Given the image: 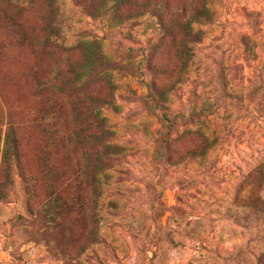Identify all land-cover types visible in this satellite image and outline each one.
I'll return each mask as SVG.
<instances>
[{
	"label": "rangeland",
	"instance_id": "rangeland-1",
	"mask_svg": "<svg viewBox=\"0 0 264 264\" xmlns=\"http://www.w3.org/2000/svg\"><path fill=\"white\" fill-rule=\"evenodd\" d=\"M165 1L176 41L166 39L152 61L159 75L168 73L160 79L142 56L127 65L123 52L160 45L163 31L154 16L122 23L126 6L116 11L114 0H0V185H7L0 199V264H264V176L255 174L264 163V0H209L212 21L193 25L202 40L167 101L174 114L203 109L207 115L193 125L180 122L170 135L178 142L159 164L161 124L143 101L152 80H177L179 26L202 2ZM49 13L57 31L45 51ZM94 39L122 64L113 72V105L103 112L121 150L102 166L97 199L88 176L84 196L76 193L75 164L53 159L54 149L41 171L42 93L28 75L45 51L42 76L60 79L69 62L81 60L80 42ZM110 95L108 84L89 82L62 97L73 105L75 127L86 133L94 125L90 100L107 102ZM8 124L17 133L19 159L3 169ZM198 130L214 145L204 158L191 159L192 141L182 134ZM79 148L94 158L90 144ZM77 196L86 203L82 217L51 215L52 202L75 204Z\"/></svg>",
	"mask_w": 264,
	"mask_h": 264
},
{
	"label": "trees",
	"instance_id": "trees-1",
	"mask_svg": "<svg viewBox=\"0 0 264 264\" xmlns=\"http://www.w3.org/2000/svg\"><path fill=\"white\" fill-rule=\"evenodd\" d=\"M201 1L200 7L192 10L190 20L183 22L179 26L182 37L176 42L175 46V56L179 61V70L175 73L177 80L165 84H162L159 80H152L149 84L150 92L146 100L143 101L147 113L151 116H156L161 124V143L159 142L156 156L159 164L168 159L165 151L171 150L173 143L178 140H172L170 135L173 133L178 134L180 122H185L183 126H187L188 124L193 125L195 118L199 121L201 116L207 115L203 109L198 114L192 112L189 116L180 113L174 114L171 107L167 105L170 92L173 91L175 84L180 82L187 63L192 58V46L202 40L201 31H195L193 25L211 23L212 21L213 15L208 8L209 0ZM114 3L113 9L116 11L120 6H126L127 16L122 18L125 20L122 23L131 19L136 20L146 14L156 17L159 21V25L163 31L160 45L157 42L156 45H149L148 47L139 49L126 48L123 51L124 60L127 61V65L132 66V61L137 56H142V62L147 64L144 67H147V70H156L157 68L152 65V61L162 47L161 44H165L166 39L172 42L176 41L174 27L168 21L171 16V11L167 8V2L165 0H114ZM47 16V19L44 17L45 23L43 29L47 35L42 48L45 51L51 49L52 45H54L51 38L55 37L57 31V28L56 31L54 28L56 21L54 14L49 13ZM242 41L246 45L248 44V38L243 37ZM79 46L81 60L78 62H69L63 75L58 76L61 77L60 79H54L52 75L42 76L41 70L45 51L36 54L35 58L37 63L34 68L29 69L28 75L33 84V88L38 89L42 93L41 106L37 115L44 141V148L39 159L41 171L45 170L51 161V156L47 151L54 149L53 159L62 156L75 164L76 193L84 196L83 178L88 176L93 184L92 195L97 199L101 192L99 178L104 171L102 166L111 159V156L117 155L121 150L111 142L112 133L109 130L103 112L107 106L110 107V105H113L112 98L115 90L113 72L122 70V64L120 65L108 57L103 50L102 43L98 40L81 41ZM139 51L141 54L137 53ZM39 54L41 59L38 56ZM141 66L142 64H139L138 70H140ZM154 75L157 78L163 79V77L168 76V73L163 71L159 75L158 70H156ZM88 81L108 84L111 88V100L107 102L100 100V98H92L90 100L91 117L94 125L89 126L87 132L84 133L75 127V122L72 121L73 105H66L62 95L80 91L89 83ZM59 115H62L63 118H60ZM50 120L54 124H50ZM182 135H185L183 138H190L192 141L193 145L188 151L191 159L204 158L214 145L213 141L200 130L196 132L187 131ZM86 143L90 144L96 150V154L92 155L94 157L93 159L89 155L79 151V146ZM56 150L58 153H56ZM18 159L19 141L17 133L15 128L8 124L2 143L1 166L3 169H9L10 165H17ZM86 162H88V165ZM175 164L177 165L178 162ZM255 174H258L259 177L264 176V163L257 168ZM5 180L9 183L8 178H5ZM5 188H7V185H0V199L4 198L3 190ZM54 200L58 199L55 197ZM52 204L53 206L50 208V211L53 216H64L68 212L75 211V217L77 215L82 217L86 208L85 201L79 196L75 197V204L62 202L59 204L52 202Z\"/></svg>",
	"mask_w": 264,
	"mask_h": 264
}]
</instances>
